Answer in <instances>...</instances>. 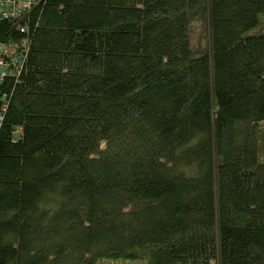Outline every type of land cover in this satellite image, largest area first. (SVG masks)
<instances>
[{
	"label": "trees",
	"instance_id": "trees-1",
	"mask_svg": "<svg viewBox=\"0 0 264 264\" xmlns=\"http://www.w3.org/2000/svg\"><path fill=\"white\" fill-rule=\"evenodd\" d=\"M20 24L0 264H264V0H45Z\"/></svg>",
	"mask_w": 264,
	"mask_h": 264
},
{
	"label": "built area",
	"instance_id": "built-area-1",
	"mask_svg": "<svg viewBox=\"0 0 264 264\" xmlns=\"http://www.w3.org/2000/svg\"><path fill=\"white\" fill-rule=\"evenodd\" d=\"M45 0H0V27L3 23H17L21 34H27V27L20 22L34 8ZM27 59V50L12 47L0 40V130L9 107L7 94L4 92L8 79L18 80L22 75ZM18 135L22 129H18Z\"/></svg>",
	"mask_w": 264,
	"mask_h": 264
},
{
	"label": "rangeland",
	"instance_id": "rangeland-1",
	"mask_svg": "<svg viewBox=\"0 0 264 264\" xmlns=\"http://www.w3.org/2000/svg\"><path fill=\"white\" fill-rule=\"evenodd\" d=\"M193 46L197 54L209 50V23L199 20L193 24ZM99 264H147L145 261H112L107 260Z\"/></svg>",
	"mask_w": 264,
	"mask_h": 264
}]
</instances>
